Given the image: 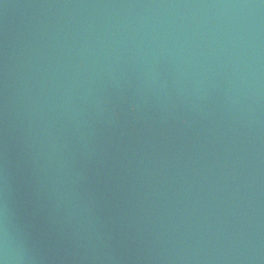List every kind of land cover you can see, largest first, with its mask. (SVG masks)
Segmentation results:
<instances>
[{"label": "water", "instance_id": "water-1", "mask_svg": "<svg viewBox=\"0 0 264 264\" xmlns=\"http://www.w3.org/2000/svg\"><path fill=\"white\" fill-rule=\"evenodd\" d=\"M0 264H264V0H0Z\"/></svg>", "mask_w": 264, "mask_h": 264}]
</instances>
